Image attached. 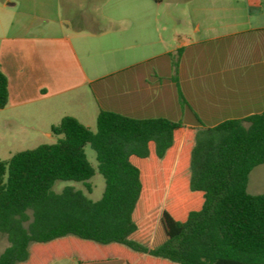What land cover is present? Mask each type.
I'll use <instances>...</instances> for the list:
<instances>
[{
    "label": "trees",
    "instance_id": "obj_1",
    "mask_svg": "<svg viewBox=\"0 0 264 264\" xmlns=\"http://www.w3.org/2000/svg\"><path fill=\"white\" fill-rule=\"evenodd\" d=\"M8 98L0 70V108ZM51 131L55 142L0 160V231L10 243L0 264H264V193L247 190L264 164V111L194 127L102 110L95 131L71 115ZM88 144L102 197L72 186L54 193L57 180L86 184L95 174Z\"/></svg>",
    "mask_w": 264,
    "mask_h": 264
},
{
    "label": "crops",
    "instance_id": "obj_2",
    "mask_svg": "<svg viewBox=\"0 0 264 264\" xmlns=\"http://www.w3.org/2000/svg\"><path fill=\"white\" fill-rule=\"evenodd\" d=\"M152 2L119 1L113 26L76 36L70 20L48 32L33 31L35 18L0 21V148L49 143L66 115L90 128L102 110L210 127L264 111V0H206L176 45ZM16 5L0 0V15Z\"/></svg>",
    "mask_w": 264,
    "mask_h": 264
},
{
    "label": "rangeland",
    "instance_id": "obj_3",
    "mask_svg": "<svg viewBox=\"0 0 264 264\" xmlns=\"http://www.w3.org/2000/svg\"><path fill=\"white\" fill-rule=\"evenodd\" d=\"M17 3L15 11L18 14L0 15V21H6L19 18L21 22H26L27 18H35L37 23L33 31L41 32L42 30L49 31L50 27L57 25L59 21L68 24L72 21L73 28L70 34L76 36L75 32L84 31L92 32L97 29L113 26V21L109 19L112 13H117L122 10V4H118L123 0H13ZM136 1V0H135ZM138 1V0H137ZM155 9L159 15V27L162 28L163 36L169 45H176L177 41L173 38L174 34L181 33L192 27V22H195L198 17V9L201 6L207 5L206 0H161L155 2ZM137 3V2H136ZM94 17L95 22L91 20ZM40 24V25H38ZM92 130H96V124L91 126ZM55 137V136H54ZM52 143L55 138L45 139ZM31 146L30 144L11 145V153L9 149L0 148V160L8 161L10 154L23 150ZM87 157L91 164L95 167V174L86 182L92 190L89 192L86 189V184L83 182H74L66 180H57L52 187L56 194H60L66 187L72 186L76 190H82L85 195L92 199L98 200L102 197L105 189V178L97 170L96 152L90 144L85 147ZM248 192L252 194L264 193V164L255 166L250 174L247 185ZM9 241L3 232L0 231V255L9 246ZM50 264H79L75 257H59L55 258ZM83 264H127L122 259H113L108 261H96Z\"/></svg>",
    "mask_w": 264,
    "mask_h": 264
}]
</instances>
